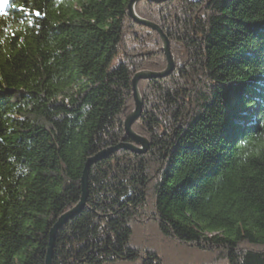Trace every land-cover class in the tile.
<instances>
[{"label":"trees","instance_id":"1","mask_svg":"<svg viewBox=\"0 0 264 264\" xmlns=\"http://www.w3.org/2000/svg\"><path fill=\"white\" fill-rule=\"evenodd\" d=\"M130 1L0 8V264H45L86 162L128 142L132 80L166 64ZM136 13L168 36L177 68L140 82L132 130L149 151L90 167L85 208L58 231L52 264H178L170 242L264 264V0L144 1Z\"/></svg>","mask_w":264,"mask_h":264},{"label":"water","instance_id":"2","mask_svg":"<svg viewBox=\"0 0 264 264\" xmlns=\"http://www.w3.org/2000/svg\"><path fill=\"white\" fill-rule=\"evenodd\" d=\"M140 1H148L154 4H161L168 0H131L128 5V14L129 17L136 23L141 26L147 27L155 32H157L163 41L164 45V53L167 61V70L163 73H154V72H142L137 73L133 80H132V91H133V100L135 105V110L132 114L127 116L124 122V130L126 134V138L128 142H123L117 146L105 149L101 151L100 153L96 154L94 157L90 158L84 167V171L81 178V199L78 205L70 210L69 212L65 213L63 216L59 218V220L56 222V224L53 226V228L50 231L49 234V245L46 253L45 258V264H52V257H53V248L55 243V238L58 233V231L70 220L78 216L84 209L86 200H87V188H88V174L89 169L93 164H96L99 161L105 160L109 158L110 156L114 155L115 153L124 150L128 151L134 154H143L148 149V143L145 139L142 137H139L137 134H135L132 130V127L134 124L139 120V118L142 115V108H143V102L141 99V96L138 91V83L142 80H153V79H163L169 76L172 71L174 70V61L170 53V44L166 36L163 34V32L160 30L158 26H156L153 23H150L148 21L142 20L137 17L135 14L133 7L136 3ZM142 147V149H139L138 147Z\"/></svg>","mask_w":264,"mask_h":264},{"label":"rangeland","instance_id":"3","mask_svg":"<svg viewBox=\"0 0 264 264\" xmlns=\"http://www.w3.org/2000/svg\"><path fill=\"white\" fill-rule=\"evenodd\" d=\"M140 2H144V1H140ZM140 2H138V3H140ZM135 14L137 15V13L135 12ZM137 17L138 18H140V19H142V20H145V19H143V18H141L139 15H137ZM133 21V20H132ZM145 21H147V20H145ZM134 22V21H133ZM149 22V21H148ZM135 23V22H134ZM151 23V22H150ZM136 24V23H135ZM136 25H139V24H136ZM156 25V24H155ZM139 26H141V25H139ZM157 26V25H156ZM143 28H147V27H144V26H142ZM159 27V26H158ZM160 28V27H159ZM147 29H149V28H147ZM149 30H151V29H149ZM161 30V29H160ZM152 32H154L157 36H150V35H148V42H150L151 44H155V48H159V49H161V51H162V55H163V57L165 58V62H166V64L165 65H162V64H160L159 63V65L158 66H160V70L157 68V66H155V68H157L158 69V71H153V70H151V69H146V70H144V71H140L139 73H142V72H154V73H163V72H165L166 70H167V61H166V57H165V53H164V50H163V48H164V45H163V41H162V39H161V36L157 33V32H155V31H153V30H151ZM162 31V30H161ZM163 32V31H162ZM163 34L166 36V38L168 39V41H169V44H170V53H171V56H172V58H173V61H174V70L172 71V73L169 75V76H167L166 78H168V77H170L172 74H174V72H175V70H176V68H177V63H176V58H175V51H174V49H173V47H172V44H171V42H170V40H169V38H168V36L163 32ZM132 36H131V33H130V36H128V38H127V41L129 42V43H131V40H130V38H131ZM146 40H147V37H146ZM158 42H159V44H158ZM155 48H153V50L152 51H154L155 50ZM120 59H122V54L120 55V57H119V59H116L114 62H113V66H115V65H117L118 63H119V60ZM153 80H156V79H153ZM149 80H142V81H139V83H138V91H139V94H140V92H141V90H140V87H139V84H141L140 82H142V84L141 85H144L145 86V88H146V86H147V82H148ZM141 96V95H140ZM134 110H135V107H134ZM134 110L133 111H131V112H129V114H128V116L130 115V114H132L133 112H134ZM127 118V117H126ZM125 118V119H126ZM124 122H125V120H124ZM134 132V131H133ZM135 133V132H134ZM135 134H137V132L135 133ZM139 137H142L143 139H145L146 141H147V143H148V149H147V151L145 152V153H143V154H136V155H138V156H145L147 153H148V151H149V148H150V146H149V144H150V142H149V140L147 139V138H145L144 136H141L140 134H137ZM139 149H142V147H138ZM134 154V153H133ZM149 235H152V236H159V233L157 232V231H155V229L153 228V230L150 232L149 231V233H148ZM156 238V237H155ZM151 240L149 239V240H147V239H144V243H148V242H150ZM151 243V242H150ZM160 244V243H159ZM170 248L173 246V248L175 249V248H177L178 246L180 247V250H179V252H177V251H175L173 248H171L175 253H176V256H177V263L178 264H223V262H220V261H215L214 260V255L213 254H211V253H208V252H205V251H201V250H199V249H196V248H193V247H188V246H181V245H178V243H174V242H170V245H168ZM158 248V247H157ZM155 250H158V252H159V248L158 249H155Z\"/></svg>","mask_w":264,"mask_h":264},{"label":"snow or ice","instance_id":"4","mask_svg":"<svg viewBox=\"0 0 264 264\" xmlns=\"http://www.w3.org/2000/svg\"><path fill=\"white\" fill-rule=\"evenodd\" d=\"M8 3V0H0V8ZM36 15H40V13H36Z\"/></svg>","mask_w":264,"mask_h":264},{"label":"bare ground","instance_id":"5","mask_svg":"<svg viewBox=\"0 0 264 264\" xmlns=\"http://www.w3.org/2000/svg\"><path fill=\"white\" fill-rule=\"evenodd\" d=\"M138 3H136L135 5H134V7H133V10H134V12H136V5H137ZM84 171V170H83ZM83 174V173H82ZM86 205V204H85ZM85 208V207H84ZM69 212V211H68ZM67 213V212H66Z\"/></svg>","mask_w":264,"mask_h":264}]
</instances>
